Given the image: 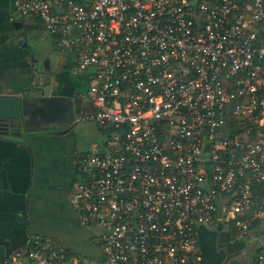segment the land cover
Listing matches in <instances>:
<instances>
[{"label": "built area", "instance_id": "2783aa9c", "mask_svg": "<svg viewBox=\"0 0 264 264\" xmlns=\"http://www.w3.org/2000/svg\"><path fill=\"white\" fill-rule=\"evenodd\" d=\"M87 82L72 206L99 250L10 264H197L198 231L264 233V0H15ZM263 251L254 264H264Z\"/></svg>", "mask_w": 264, "mask_h": 264}, {"label": "crops", "instance_id": "0c3cea01", "mask_svg": "<svg viewBox=\"0 0 264 264\" xmlns=\"http://www.w3.org/2000/svg\"><path fill=\"white\" fill-rule=\"evenodd\" d=\"M14 1L0 0V123L8 118L7 114L14 113L10 102L17 104L19 120L27 130L41 124L43 110L52 105L72 104L75 115L93 112L92 105L78 99V92L72 90L70 64L52 40L42 34L36 21L22 20L16 15ZM29 40L46 42L52 50L46 51L47 59L41 61V69ZM53 56L58 57L52 67ZM56 79L59 87L48 90ZM56 132L59 134L31 132L26 138L11 136L8 131L0 133V264H10L14 255L24 256L28 238L33 235L49 238L55 247L69 254L99 256L90 232L80 226L71 202L70 189L75 178L73 156L83 149L75 146L72 132L62 133L61 129ZM210 233L198 231L197 264L203 258V251L205 260L201 264L211 257L208 246L212 244L213 234ZM214 235L219 243L213 244L219 246L217 252L228 241L225 236Z\"/></svg>", "mask_w": 264, "mask_h": 264}, {"label": "flooded vegetation", "instance_id": "af4514ba", "mask_svg": "<svg viewBox=\"0 0 264 264\" xmlns=\"http://www.w3.org/2000/svg\"><path fill=\"white\" fill-rule=\"evenodd\" d=\"M64 105L65 104L57 105V106L52 105L50 108L43 110L42 119H41L43 121L41 124L36 125L35 128H30V130H27L24 122L21 120L17 129L11 128L14 125H11L10 123H9L8 127L6 125L0 123V133L4 134L5 132L8 131L9 135H11V136H21V135L24 136L25 135L24 138L29 136L28 134H31V132L39 133V134L51 133V135L59 134L58 132H56V130H58V129H61L62 133H64V132H67V134L71 133V132L74 133V129L72 128V126H74L76 117L80 113L75 115L76 114V108L73 107L72 104H68L65 106ZM72 133H71V136L73 137V140H74L75 146H76L75 136ZM80 152L81 151L78 150L73 156V164L75 167V178L73 180L74 182L72 183L73 185L79 181V172L77 170V167L75 166V160H76V158ZM71 187H73V186H71ZM71 189H70V191H72ZM260 238H261V236L258 238V240L256 242H258L260 240ZM240 243H243V242L239 241V242H235L233 244H229L228 242H226L225 246L222 249H220L218 256H216L214 259H211L210 261H208V264H231V262L233 260H238V264H244V263L248 264L250 262V260L252 259V256H248L246 258L244 256L246 251L240 255H235L236 253L242 251L247 246H245L242 249L233 250L234 246L238 245ZM243 256H244L245 260L239 261V259L242 258ZM206 264H207V262H206Z\"/></svg>", "mask_w": 264, "mask_h": 264}, {"label": "rangeland", "instance_id": "374dc122", "mask_svg": "<svg viewBox=\"0 0 264 264\" xmlns=\"http://www.w3.org/2000/svg\"><path fill=\"white\" fill-rule=\"evenodd\" d=\"M29 42L34 48V54L36 57V62L39 66L38 68L41 69V68H43V66L40 63H41V61H43V60L45 61L47 59L46 57H47L48 53H46V51H50L51 48H50L48 43L43 42V41L31 42V40H29ZM59 54H61V53L59 52ZM57 57L58 56H53L51 58L52 67L55 66L54 60H56ZM70 78H71L70 82H72V85H73L72 90L75 91V93L76 92L82 93V92H85L87 90L86 82H83L82 80H78L73 75H71ZM49 87L50 88L48 90H50V89L53 90V89L59 87V80L58 79L54 80L53 83ZM73 135L75 136L76 146L79 147L80 149H84L90 142L97 141L98 139H100L99 129L96 125H94L92 123L78 124L77 126L74 127ZM251 229L254 231V229H255L254 225L251 226ZM254 232H256V233H254ZM254 232H253L254 233L253 236H261V238L258 242H255V243H253L254 241L252 240V238H249L243 242L246 246L251 244V247H249L248 250H246V253L244 254V256L246 258L248 256H252V259H253L254 253L258 249H260L262 246H264V234L262 235L257 231H254ZM208 233H210V231H208ZM210 234H213V239H212L211 246H208V251H209V254L211 256L210 259H214L216 256H218L217 253L219 251L216 252V248L218 245L213 246V244L218 243V238H217V236L214 235L215 232H211ZM96 254H97V252L95 251L94 255H96ZM244 256L242 258H240L239 261H242V260L244 261L245 260ZM210 259L208 258L207 262L210 261ZM252 259L250 260V262L252 261ZM203 260H205V252L204 251H203V258H202L200 264L202 263ZM231 264H238V260H233L231 262Z\"/></svg>", "mask_w": 264, "mask_h": 264}, {"label": "water", "instance_id": "95a60500", "mask_svg": "<svg viewBox=\"0 0 264 264\" xmlns=\"http://www.w3.org/2000/svg\"><path fill=\"white\" fill-rule=\"evenodd\" d=\"M10 103H11L10 105H11L14 113L7 114L6 117H8V118L3 119L2 124L6 125L8 127L9 123H10L11 125H14V127H16L15 129H17L20 122H21V120H19V119H21V116L18 113L17 104L14 102H10ZM253 243H255V242H253ZM250 246H251V244L248 245L246 248H244L242 251L236 253L235 255H240V254L244 253Z\"/></svg>", "mask_w": 264, "mask_h": 264}, {"label": "trees", "instance_id": "16d2710c", "mask_svg": "<svg viewBox=\"0 0 264 264\" xmlns=\"http://www.w3.org/2000/svg\"><path fill=\"white\" fill-rule=\"evenodd\" d=\"M254 225V227H255V225L256 224H253ZM254 231H256V228L254 229ZM258 232V231H257ZM254 233H256V232H254ZM260 234H264V233H261V232H259ZM258 237H260V236H258ZM246 245L244 244V243H240V244H238V245H235L234 246V248H233V250H236V249H242V248H244ZM263 251V249L262 248H260V249H258L256 252H255V254H254V256H253V259H252V261H251V264H254L255 263V261H256V259H257V257H258V255L261 253Z\"/></svg>", "mask_w": 264, "mask_h": 264}]
</instances>
